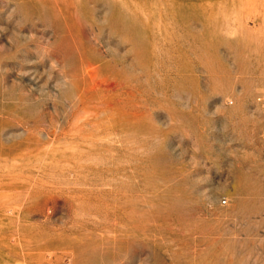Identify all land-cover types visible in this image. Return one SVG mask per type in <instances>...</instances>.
I'll use <instances>...</instances> for the list:
<instances>
[{"label":"rangeland","instance_id":"obj_1","mask_svg":"<svg viewBox=\"0 0 264 264\" xmlns=\"http://www.w3.org/2000/svg\"><path fill=\"white\" fill-rule=\"evenodd\" d=\"M264 264V0H0V264Z\"/></svg>","mask_w":264,"mask_h":264},{"label":"built area","instance_id":"obj_2","mask_svg":"<svg viewBox=\"0 0 264 264\" xmlns=\"http://www.w3.org/2000/svg\"><path fill=\"white\" fill-rule=\"evenodd\" d=\"M44 264H49V263H44Z\"/></svg>","mask_w":264,"mask_h":264}]
</instances>
